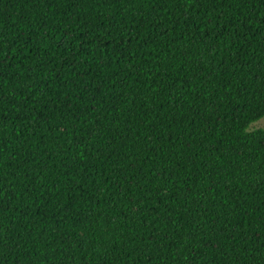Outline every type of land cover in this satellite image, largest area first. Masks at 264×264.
<instances>
[{"label": "trees", "instance_id": "trees-1", "mask_svg": "<svg viewBox=\"0 0 264 264\" xmlns=\"http://www.w3.org/2000/svg\"><path fill=\"white\" fill-rule=\"evenodd\" d=\"M264 0H0V264H264Z\"/></svg>", "mask_w": 264, "mask_h": 264}, {"label": "snow or ice", "instance_id": "snow-or-ice-1", "mask_svg": "<svg viewBox=\"0 0 264 264\" xmlns=\"http://www.w3.org/2000/svg\"><path fill=\"white\" fill-rule=\"evenodd\" d=\"M257 117H264V109H262L259 113H257ZM257 127L264 128V118H260L258 120Z\"/></svg>", "mask_w": 264, "mask_h": 264}, {"label": "rangeland", "instance_id": "rangeland-1", "mask_svg": "<svg viewBox=\"0 0 264 264\" xmlns=\"http://www.w3.org/2000/svg\"><path fill=\"white\" fill-rule=\"evenodd\" d=\"M257 124H258V121H255L254 123H252L251 127L252 128H257Z\"/></svg>", "mask_w": 264, "mask_h": 264}]
</instances>
